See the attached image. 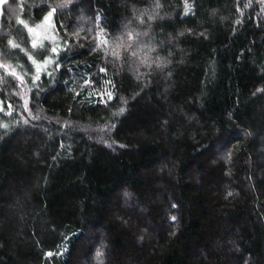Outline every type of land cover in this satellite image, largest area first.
Listing matches in <instances>:
<instances>
[{"label": "trees", "instance_id": "1", "mask_svg": "<svg viewBox=\"0 0 264 264\" xmlns=\"http://www.w3.org/2000/svg\"><path fill=\"white\" fill-rule=\"evenodd\" d=\"M0 66V264H264V0H7Z\"/></svg>", "mask_w": 264, "mask_h": 264}, {"label": "rangeland", "instance_id": "2", "mask_svg": "<svg viewBox=\"0 0 264 264\" xmlns=\"http://www.w3.org/2000/svg\"><path fill=\"white\" fill-rule=\"evenodd\" d=\"M7 2V0H0V16H1V12H2V7L3 5ZM33 36L36 39L37 43H40L41 40L47 38V39H52V15H49L46 20L37 28L32 30ZM37 43L35 42V45H37ZM3 70H6L5 67L0 66ZM8 74H11L12 76H14L18 81L21 80V78H19V76H17L15 73L10 72V71H6ZM25 89V87H23Z\"/></svg>", "mask_w": 264, "mask_h": 264}, {"label": "snow or ice", "instance_id": "3", "mask_svg": "<svg viewBox=\"0 0 264 264\" xmlns=\"http://www.w3.org/2000/svg\"><path fill=\"white\" fill-rule=\"evenodd\" d=\"M56 11V9H52V12L54 13ZM187 14V13H186ZM33 46H35V43L33 44ZM53 51H55V49H53ZM104 69H101V71H103ZM176 217L173 216L172 220L175 221ZM49 255H51V253H49Z\"/></svg>", "mask_w": 264, "mask_h": 264}]
</instances>
